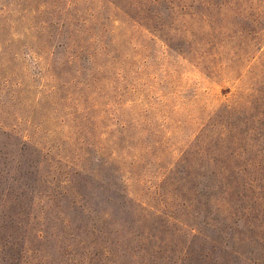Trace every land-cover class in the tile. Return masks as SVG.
Instances as JSON below:
<instances>
[{
  "label": "rangeland",
  "instance_id": "obj_1",
  "mask_svg": "<svg viewBox=\"0 0 264 264\" xmlns=\"http://www.w3.org/2000/svg\"><path fill=\"white\" fill-rule=\"evenodd\" d=\"M0 264H264V0H0Z\"/></svg>",
  "mask_w": 264,
  "mask_h": 264
}]
</instances>
